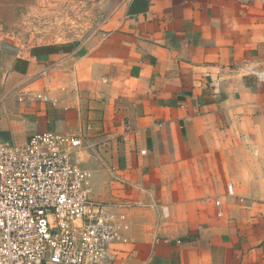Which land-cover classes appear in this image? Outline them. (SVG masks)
<instances>
[{
	"label": "crops",
	"instance_id": "1",
	"mask_svg": "<svg viewBox=\"0 0 264 264\" xmlns=\"http://www.w3.org/2000/svg\"><path fill=\"white\" fill-rule=\"evenodd\" d=\"M29 7L106 17L71 38L0 29V134L76 135L91 197L139 203L105 264H264V0Z\"/></svg>",
	"mask_w": 264,
	"mask_h": 264
},
{
	"label": "built area",
	"instance_id": "2",
	"mask_svg": "<svg viewBox=\"0 0 264 264\" xmlns=\"http://www.w3.org/2000/svg\"><path fill=\"white\" fill-rule=\"evenodd\" d=\"M105 18L99 14L90 29ZM80 146L70 133L41 131L22 144L0 134V264H105L108 247L122 239L125 211L139 203L93 199L90 172L73 158Z\"/></svg>",
	"mask_w": 264,
	"mask_h": 264
},
{
	"label": "rangeland",
	"instance_id": "3",
	"mask_svg": "<svg viewBox=\"0 0 264 264\" xmlns=\"http://www.w3.org/2000/svg\"><path fill=\"white\" fill-rule=\"evenodd\" d=\"M33 2L34 0H0V29L4 32L22 30L27 37L40 38L43 35L41 29L58 28L60 25V28H62L61 26L69 27H65L66 35H49L48 37L53 39H59L62 36L71 38L74 33L80 34L81 31L86 32L87 29L94 27L96 17L99 15L84 8L76 13L73 12V15H68V17L66 15L64 19L56 20V22L53 20L54 18L50 17L54 23L50 24L47 17L42 19L32 14L29 6Z\"/></svg>",
	"mask_w": 264,
	"mask_h": 264
}]
</instances>
